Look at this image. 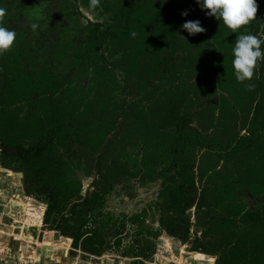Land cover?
Returning a JSON list of instances; mask_svg holds the SVG:
<instances>
[{
  "label": "trees",
  "instance_id": "1",
  "mask_svg": "<svg viewBox=\"0 0 264 264\" xmlns=\"http://www.w3.org/2000/svg\"><path fill=\"white\" fill-rule=\"evenodd\" d=\"M104 1L101 6L116 8L114 24L81 28L45 65L25 61L31 37L21 49L0 55L3 167L23 174L27 196L46 201L45 229L70 239L73 252L84 257L115 251L132 264H153L160 231L148 224L152 213L163 232L192 252L214 257L215 264H264V62L251 91L237 81L232 66L237 36L259 37V22L233 32L214 17L203 18L207 32L192 37L181 30L180 15L189 10L186 19L191 17L192 0ZM257 2L259 21L264 0ZM19 18L6 15L4 26L12 29ZM17 24L32 32L24 22ZM181 36L187 37L184 50L193 48V82L159 88L155 113L151 107L143 116L117 103L133 80L142 90L150 77L169 79V68L161 72L162 56L174 55ZM110 47L119 57L114 61L106 57ZM118 73L125 74L127 85ZM24 110L29 113L20 118ZM243 110L250 116L245 134L233 131ZM204 111L221 114L226 141L194 126V116H205ZM199 150L208 153L200 179ZM75 160L97 166L88 197L74 177ZM137 179L142 186L160 184L157 201L137 214L111 212L108 196L116 185L133 188ZM192 210L200 228L195 239Z\"/></svg>",
  "mask_w": 264,
  "mask_h": 264
},
{
  "label": "rangeland",
  "instance_id": "2",
  "mask_svg": "<svg viewBox=\"0 0 264 264\" xmlns=\"http://www.w3.org/2000/svg\"><path fill=\"white\" fill-rule=\"evenodd\" d=\"M140 1L150 0H114V3L126 2L127 4H132ZM156 1L158 2L165 0ZM192 1L193 12L189 19H199L202 21L203 18H205L207 19V22H210V18L200 10L199 6L196 5L195 0ZM104 2L106 1L100 0V3L95 8H92L90 7V0H0V7H4L7 9V16L12 15L16 18L20 16L17 21L22 23L24 22L29 29H31L30 25L32 23H37L39 24L40 29L44 32V35H39V30L35 32L31 30L32 32L28 33L27 31L22 30L23 24H21L20 26L19 24H17L19 22L15 23L11 30L17 33V39L14 47L8 52L13 53L21 49V45L28 39L27 37H31V50L28 52L30 56L28 58L25 57V59H27L25 61L27 63H29V61H32L31 63L34 67L45 65L50 61L51 58H53L54 54L57 52L56 50L58 45L62 41L68 42V40H70L76 33H78L81 28H84L89 24H103L105 27L114 24L116 8L115 6H113L112 8L101 6L104 5ZM45 19L49 22L48 24H42ZM259 21H261L258 23L259 38L264 41V28L261 27V24H264V12L262 19ZM187 37L181 36L182 42L175 50L174 55H171V52L169 51L162 56L164 62H161V72H164L169 68V79L163 76L150 77L148 82L150 86L147 89L142 90L136 85L133 80L126 89L123 88L124 90L122 93L118 94V97L116 99L117 103H119L120 105L122 103H125L126 110L129 109L130 106H132L135 110L143 114V116L150 111L151 107V112L155 113V111L159 110L157 108L158 94H156V91L159 88H169L170 85L178 87L180 83L193 82L191 72L193 70L192 63H194V60L192 59L193 48L189 47L190 50H184L182 46L185 45L183 43H186ZM107 44H110V42ZM262 49H264V44H262ZM106 57L110 59V61H114L115 59L119 58L118 54H115L113 47H110V50L106 52ZM168 59L170 60L168 61ZM261 65L262 63L259 62L255 69L253 79L251 81L243 82L245 85L252 84L256 86L258 80H260ZM118 79L122 85H127L125 81V74L118 73ZM192 97H194V94L192 95ZM195 101H197L196 98ZM195 104L198 103L195 102ZM198 109L199 108H197V106L195 105L193 111L195 113H198ZM204 112L205 116H201L200 114L194 116V126L200 128L199 130L201 132H203V130L215 132L219 135L218 137L222 141H226V127L223 128L222 126L223 120L221 119V114L211 111ZM28 113L29 110H24L22 114L19 115V117L23 118ZM238 115L241 119L237 123V127L233 129V131L242 132L243 134H245L248 126L244 125V120L249 115L246 110L240 111ZM211 123L215 124L214 128H212V126H209ZM208 127H210V129H205ZM207 156L208 153L206 150H199L197 152V176H199L198 174L201 173V170L205 169V165H208V163H203V165L201 164L202 159ZM217 163H219L220 167L225 165V163L221 161H218ZM74 167V177L82 183V196L88 197L94 190V183L96 178L98 177L97 166L89 164L86 161H83V163H79L78 160H75ZM9 172L20 175L23 178L22 173H16L10 170ZM198 178L200 179V176ZM131 186L133 188H130L127 184L116 185L115 190L112 191V193L108 196L107 207L111 212L118 215H131L141 213L144 209H147L149 205L157 201L158 196L161 192L160 184L142 186L140 180L138 179L132 180ZM28 198L34 200L32 204L35 206V209L33 210V208H31V211L34 214L33 217L36 219V222L44 221L47 209L46 201L35 196H28ZM252 202L253 201L250 200V203ZM28 208H30V206H28ZM149 215L150 216L148 218V224L154 227L156 230H159L161 234L163 231L161 230V227L159 225L158 216H152V213ZM191 217L193 224V228L191 230V238L195 239L197 236H200V228L198 227L196 222L195 210L191 211ZM43 231L51 232L45 229L44 224ZM52 233V237H54V239L56 238V240L65 238L61 236L60 233ZM65 239L69 240L72 245V241L70 239ZM125 240L130 241V239L127 238ZM78 252L81 253L80 251H77L76 254V252L71 251V257L73 256L74 258H77ZM105 255L120 256L115 251L112 253H106ZM89 258L92 259L96 257L91 256Z\"/></svg>",
  "mask_w": 264,
  "mask_h": 264
},
{
  "label": "crops",
  "instance_id": "3",
  "mask_svg": "<svg viewBox=\"0 0 264 264\" xmlns=\"http://www.w3.org/2000/svg\"><path fill=\"white\" fill-rule=\"evenodd\" d=\"M33 201L23 189V178L7 171L0 161V264H132L131 259L117 255L86 259L78 252L72 258L71 242L54 239L52 232L43 231V221L36 222ZM215 262L214 257L192 252L189 244L165 232L156 240L153 264Z\"/></svg>",
  "mask_w": 264,
  "mask_h": 264
},
{
  "label": "clouds",
  "instance_id": "4",
  "mask_svg": "<svg viewBox=\"0 0 264 264\" xmlns=\"http://www.w3.org/2000/svg\"><path fill=\"white\" fill-rule=\"evenodd\" d=\"M99 3L100 0H90V7L95 8ZM195 3L207 17H214L217 21H222L233 32L244 28L252 21L261 22L257 20L260 7L257 0H195ZM7 14V9L0 7V55L10 51L17 39V33L4 26V18ZM180 15L185 18L181 30L187 32L189 36L194 37L207 32V29L202 26L201 20L186 19L190 15L189 10H183ZM30 27L35 32L38 30L39 24L32 23ZM261 27L264 28V24H261ZM131 35L135 37L137 34L132 32ZM262 44L264 41L257 35L241 34L237 36L233 47L232 66L238 82L251 81L258 63L264 62ZM246 87L251 91L255 86L247 84Z\"/></svg>",
  "mask_w": 264,
  "mask_h": 264
}]
</instances>
